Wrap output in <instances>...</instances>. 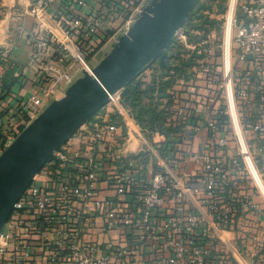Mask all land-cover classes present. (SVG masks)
<instances>
[{
    "label": "built area",
    "instance_id": "2783aa9c",
    "mask_svg": "<svg viewBox=\"0 0 264 264\" xmlns=\"http://www.w3.org/2000/svg\"><path fill=\"white\" fill-rule=\"evenodd\" d=\"M55 1L35 0L29 12L39 18ZM138 2L117 0V5L109 6L110 13L117 12V20H122L117 35L128 32L141 15L147 3ZM237 10L242 17L234 15L228 48L225 40L218 44L211 35L194 46L199 45L203 51L199 59L201 74L196 81L183 85L196 96L185 101L177 91L170 94L177 107L174 114L171 107L167 120L175 115L177 121L181 118L188 123L187 109L195 119L203 114L205 122L194 124L192 129L210 133L205 147L184 152L178 151L177 145L170 151L151 147L157 165L151 175L144 170L154 168L152 161L146 159L142 168L134 166L135 161L143 162L142 152L147 149L128 160L129 168L109 164L114 156L107 146V135L116 128L100 122L99 112L112 105L118 113H127L137 122L130 108L122 103L120 91L110 95L104 108L75 132L85 141L90 155L70 151L67 140L16 202L0 232V260L37 264L39 254L43 255V264H112V258L117 264H218L224 260L215 252L214 240L232 248L222 234L232 224L235 210L232 203L222 201L220 194L230 185V174H248L264 196L253 173V163L257 165V161L249 143L254 135L264 142V0L238 1ZM52 17L64 29L61 57L48 60L50 32L41 31L29 63L40 74L38 88L21 100L17 111L11 114L0 139V154L83 71L92 73L95 67L88 59L94 47L77 40L78 22L69 19L64 9L52 11ZM103 24L99 16L86 22L85 36L94 37ZM176 37L192 47L183 27ZM65 59L69 60L67 64ZM8 65L9 49L0 47V84ZM40 65L43 67L38 68ZM251 89L258 93L259 110L245 122L241 106L249 100ZM139 130L143 132L140 125ZM231 140L235 142L234 152L222 155ZM99 148L107 151L105 161L96 157ZM104 179L112 193L100 197L97 185ZM115 229L123 231L130 242L116 246L101 238L104 232Z\"/></svg>",
    "mask_w": 264,
    "mask_h": 264
},
{
    "label": "crops",
    "instance_id": "0c3cea01",
    "mask_svg": "<svg viewBox=\"0 0 264 264\" xmlns=\"http://www.w3.org/2000/svg\"><path fill=\"white\" fill-rule=\"evenodd\" d=\"M35 0H0V47L9 49V65L8 70L16 82L9 93L2 92L0 87V139L8 128L9 119L12 113L17 111V107L21 100L30 97L38 88L37 80L40 76L37 68H30L36 43L39 42L41 31L48 30L50 32V41L47 44L46 52L48 60H57L61 57L60 43L64 41V29L58 19L52 17V11L56 9H64L67 17L78 22L79 28L75 30L77 40L81 44H87L94 47V50L105 48V46L117 37V27L122 22L117 20V12L111 14L110 5H117V0H56L52 4L49 11L45 12L39 18L29 12V6L34 4ZM138 1V0H137ZM147 3L148 0H142ZM238 0H231L230 7L232 10ZM74 15V16H71ZM96 16L103 20L102 29L92 38H87L84 34L85 23L91 21ZM68 25H66V28ZM232 27V20L228 19L227 31L228 37ZM233 33V27H232ZM69 62L64 60V64ZM43 65L38 66V68ZM8 71V73H9ZM173 72V71H172ZM174 74V73H172ZM8 75V74H7ZM7 78V76H5ZM173 83L167 90L169 97L171 91L179 92L185 101H191L194 96L190 91L186 90L184 77L174 74ZM60 94V93H59ZM58 96L55 99L61 98ZM121 96V91H120ZM164 100V99H163ZM172 102V101H171ZM172 113L176 112L174 102L171 105ZM252 111L247 113L245 111ZM188 110V109H187ZM186 110L188 115V123L176 120L173 115L167 123L171 128L170 132L163 133L159 130L145 135L140 132L139 124L129 116V114H120L112 107H105L99 112L102 117L99 119L107 127H114L116 130L107 135V146L113 151L114 161L110 159V163L117 166H129L128 160L137 156L138 152L147 149L143 162L135 161V167L142 168L146 166L147 157H154L155 152L149 150L151 147L162 151L175 150L176 145L178 151L197 150L205 147L208 142L210 133L204 129L196 131L192 129L194 124L204 123V115L196 119L192 115L191 110ZM259 110L258 93L251 89L250 98L241 106V114H250L254 118ZM246 113V114H245ZM243 116V117H245ZM83 139L78 134H73L68 139L69 149L74 153L89 156L90 152L86 150ZM252 154L254 155L257 165L264 175V142L259 136L254 135L249 138ZM235 142L231 140L227 149L223 150L222 155L230 156L234 152ZM107 151L105 148H99L96 157L99 160H106ZM156 157V156H155ZM108 165V164H107ZM254 170L259 171L257 165L253 163ZM129 168V167H128ZM154 168L146 170L151 175ZM259 171V172H260ZM258 186L264 193V181L261 176H255ZM98 196L104 197L112 193L104 180L98 183ZM222 201L230 202L234 206L235 218L230 226L223 232L222 237L231 245L228 247L221 240H214L215 252L221 257L232 259V262L223 260L218 264H264V196L258 192L253 181L248 174L238 175L232 172L230 174V185L220 192ZM128 201L130 197H127ZM207 213V209L203 208ZM102 224V219H98ZM104 234V235H103ZM101 235L103 240H111L116 246H123L130 242L126 234L119 229L104 232ZM102 248L104 244L102 243ZM43 255L39 254L37 264H43ZM0 264H9L5 258L0 260ZM112 264H117L112 258ZM128 264H135L134 262Z\"/></svg>",
    "mask_w": 264,
    "mask_h": 264
},
{
    "label": "water",
    "instance_id": "95a60500",
    "mask_svg": "<svg viewBox=\"0 0 264 264\" xmlns=\"http://www.w3.org/2000/svg\"><path fill=\"white\" fill-rule=\"evenodd\" d=\"M197 0H150L128 32L0 154V232L51 155L174 40ZM237 17L241 18L239 10Z\"/></svg>",
    "mask_w": 264,
    "mask_h": 264
},
{
    "label": "rangeland",
    "instance_id": "374dc122",
    "mask_svg": "<svg viewBox=\"0 0 264 264\" xmlns=\"http://www.w3.org/2000/svg\"><path fill=\"white\" fill-rule=\"evenodd\" d=\"M238 1L240 2L241 0H238ZM149 2L150 1H148L147 3ZM202 3L206 7L199 10L196 15H193L192 17L193 19L192 18L188 20L186 19L183 25L185 34L187 36L188 44L192 45V47L191 48L187 47L180 41L178 37H176L174 38L177 44V45L176 44L174 45V50H175L174 53L176 54H173L171 55V57H169V60L171 59L172 66L176 67V65H179L180 68H183V70L180 71V73L177 74L173 71L171 72V74L174 73L181 77H184L186 82L187 81L192 82L193 80L196 81V79H199L198 78L199 74H201L199 70V59L203 57V51L199 45L194 47L200 41V39L208 35H211L212 38H214V40L218 44H222L224 41L226 22H227L228 11H229V0H201L200 4ZM236 8H237V1H236L235 9ZM119 36L120 34L118 33L117 37L111 40V42H109L105 46V48L99 49V47H97L94 51L88 54V59L91 65L96 66L105 57V55L108 52H110L114 43L117 42ZM230 40L231 38H227V41H230ZM219 57H220V53L217 59L218 63H220ZM152 61L141 71V73H139L140 74L139 76L137 75L138 76L137 79L140 80V82H143L144 86L145 84H149L152 82L154 73H156L157 75L161 74V72L158 71L157 69L158 68L157 60L153 62ZM166 81H169L171 85L173 83V80L170 78L166 79ZM199 84H203V82L199 81ZM167 94H169L168 91H167ZM61 95L62 93L58 94V96H61ZM162 103L163 104L161 105V109H162L161 111L166 112L164 116L165 115L168 116L167 113H170L169 110L171 109V105L173 102H171L168 98H164V100H162ZM111 106L112 105H109V107ZM127 108L129 109L128 106ZM245 112L250 113V114L252 113V111L250 110L245 111ZM133 114L134 113L132 112V115ZM250 114H247L246 116L242 115V116H245L243 117V121L246 122L247 120L251 119L252 116ZM133 117L135 118L137 122H139L134 115ZM139 125L142 128V131L143 133H145V135L151 134V130L144 128L141 123H139ZM150 157L151 156L147 157V160L152 161V164H153L152 167H154V169L157 168V165L155 164L156 160L153 159V157L152 159H150ZM224 257H225L224 260L226 259V261H228V259L226 258V255H224ZM230 261L232 262L231 258L229 259L228 263ZM223 264H226V263H223Z\"/></svg>",
    "mask_w": 264,
    "mask_h": 264
},
{
    "label": "trees",
    "instance_id": "16d2710c",
    "mask_svg": "<svg viewBox=\"0 0 264 264\" xmlns=\"http://www.w3.org/2000/svg\"><path fill=\"white\" fill-rule=\"evenodd\" d=\"M200 3L201 0H198L187 20L192 18L193 15H196L199 10L206 7L203 3ZM175 44L176 42L173 40L164 51L154 58L153 61L157 60V69L161 74L157 75L154 73L151 83L145 84L144 86V83L137 79L140 75L138 74V76L130 80L126 86L120 90L122 103L131 109L134 113L133 115L139 121L138 123H141L144 128L151 130V132L159 130L163 133H167L171 130L169 127L170 125L167 123V116H164L166 112L161 111V105L163 104L162 100L164 98H168L171 101L169 94H167V90L171 87V83L166 81V79H172L174 75L171 74L172 71L178 74L183 70L179 65H176V67L172 66L171 59L169 60L171 55L176 54L174 53ZM8 71L7 68L0 84L1 91L6 93L10 92L16 82V78L14 79L10 71L9 73ZM5 76H7V78Z\"/></svg>",
    "mask_w": 264,
    "mask_h": 264
},
{
    "label": "bare ground",
    "instance_id": "6f19581e",
    "mask_svg": "<svg viewBox=\"0 0 264 264\" xmlns=\"http://www.w3.org/2000/svg\"><path fill=\"white\" fill-rule=\"evenodd\" d=\"M230 3H231V0H229V11H228V18H227V22H226V30H225V37H224L226 48H228V46L231 43V40L227 41V38H231L232 37V27H233V22H234V15L237 12V8L236 9L234 8V10L231 9ZM235 7H236V4H235ZM229 18L232 20V27H231V31H230V34H229V37H228V35H227L228 34L227 24H228V19ZM253 173H254L255 176H261V173L259 171H255Z\"/></svg>",
    "mask_w": 264,
    "mask_h": 264
}]
</instances>
